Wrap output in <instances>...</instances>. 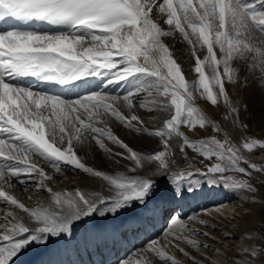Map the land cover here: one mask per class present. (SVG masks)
Returning a JSON list of instances; mask_svg holds the SVG:
<instances>
[{"label":"snow or ice","instance_id":"obj_1","mask_svg":"<svg viewBox=\"0 0 264 264\" xmlns=\"http://www.w3.org/2000/svg\"><path fill=\"white\" fill-rule=\"evenodd\" d=\"M177 34L194 60L198 78L191 82L165 42ZM89 78H97V88L77 91ZM249 79L264 82V0H0V205L12 209L0 214V264H14L34 245L73 235L86 219L115 218L134 207L155 213L158 206L149 202L162 182L173 199L195 194L200 180L258 193L251 181L253 172L264 173V164L242 150L264 149V139L245 136L237 146L226 130L247 128L226 85L246 88ZM25 80L62 91L16 83ZM113 84L125 91L108 93ZM197 97L223 105L225 127L196 106ZM137 110L155 115L145 121ZM113 122L136 136L158 138L157 146L135 150L114 134ZM182 126L210 128L217 135L190 140ZM93 145L111 169L89 166L77 154ZM186 149L202 157L201 163L209 161L204 170L193 168ZM65 168L98 181V190H54L48 182ZM29 182L34 189L25 192H46L48 200L22 202L13 189ZM222 207L215 211L223 215ZM196 224L209 227L197 214H170L163 243L150 239L136 264H152L149 256L179 264L167 248L198 264L180 244L208 251L209 244L192 237H214ZM245 238L252 243L228 249L235 252L232 264H264V234ZM222 239L234 238L224 233Z\"/></svg>","mask_w":264,"mask_h":264},{"label":"bare ground","instance_id":"obj_2","mask_svg":"<svg viewBox=\"0 0 264 264\" xmlns=\"http://www.w3.org/2000/svg\"><path fill=\"white\" fill-rule=\"evenodd\" d=\"M165 42L172 48L173 55L177 58L179 50L176 42L174 40H170L169 42L165 40ZM81 83L84 86L78 87L77 90L80 89L84 92L90 88H97L99 81L97 78H89L86 82ZM124 91V88L116 84L107 88V92L111 94H122ZM195 103L209 119L216 120L221 123L222 127H225V123L221 119L225 111L223 106H221L222 109L217 106L216 109L220 111V113H218L211 104L204 99L197 97ZM137 111L145 121H147L149 115H155V113L149 114L142 110ZM111 127L114 134L127 142L135 150L149 152L158 144V138L136 136L134 133H130L127 129L115 122L111 124ZM149 127H151V125H149ZM228 128L229 126H227L226 130L229 131ZM181 131H183L188 138L191 136V133L183 127H181ZM110 147L114 146L110 145ZM77 154L82 157L84 162L89 166H94L99 170L112 168L111 162L107 160L103 153L98 152L94 145L92 148L84 147L82 149H77ZM247 156L248 159L254 162L264 164V153L260 151L248 153ZM46 171L49 173L52 172L51 169L47 168ZM63 171V176L55 175L54 180L48 182L49 186L53 187L54 190H72L76 187H80L86 191L98 190V181L85 178L83 174L73 173L69 168H65ZM14 183L16 182L14 181ZM25 188L34 189V184L29 182L26 185H19L17 183L13 191L26 205L35 206L37 201L48 200V194L46 192H36L34 190L25 192ZM216 190L219 192L221 187H212L209 192H215ZM195 194L188 195L184 199H173L172 195L154 197L153 200L149 202V207L158 206L159 210L155 213L134 207L128 211L122 212L121 215L115 218L105 219L96 216L93 219H86L84 223H77L73 235L63 238H54L45 246L34 245L16 257L14 264H114L118 259H127L131 261V264H136L137 260L140 259V251L146 247L149 242H145V239L161 238L162 240V233L167 228V222L164 219L167 211L171 207L174 209L175 204H177L173 211L174 215H179L182 218L185 217L184 215L190 207L189 198L193 200L196 197ZM28 196H31L32 199L28 200ZM183 204L185 209H182ZM222 208L227 209L231 207L230 205H226ZM8 210L12 209L0 205V214ZM217 215L218 216H213V221L216 218L218 222H212L208 216H202L200 218L209 222V227L211 229L215 228L219 230V232L221 231V237L219 235L215 237L213 234H210V236L214 237V241L208 239L200 241L197 236L192 237L200 241L201 244H209L210 250L192 249L187 245L180 244V247H184L185 250L190 253V256L195 258L198 264H209V260H216L214 255L217 249H219L220 256L228 255L234 259V253L228 250L234 249L232 243L230 239H222V234L228 233L230 236H233L234 234L229 232L226 228H233L237 225L238 220L236 218L232 220H223V218L220 217V213H217ZM192 226L196 227L200 232H204L202 226L198 224ZM185 235H187V233H185ZM110 236H112V238H110ZM221 244L224 245L223 248L220 247ZM166 251L174 256L179 264H193L192 259L183 256L176 249L167 248ZM203 257H208V259H203ZM147 259H150L152 264H161L159 259L154 256H149ZM141 264H147V260H142Z\"/></svg>","mask_w":264,"mask_h":264},{"label":"rangeland","instance_id":"obj_3","mask_svg":"<svg viewBox=\"0 0 264 264\" xmlns=\"http://www.w3.org/2000/svg\"><path fill=\"white\" fill-rule=\"evenodd\" d=\"M166 40L168 42L170 40H174L176 42V45L179 50V54L176 59L177 62L181 65L184 74L186 76V79L190 82L196 80L198 77L197 74H195L193 71L194 60L190 55V49L187 46V44L184 43L182 40H180L178 34L176 37L166 38ZM202 55L203 53H201V56ZM206 74H208L207 69H206ZM262 84H264V82L259 80L253 82L252 79H249V87L246 88H242L241 85H236V86L230 84L226 85L231 95L233 104L238 105L240 108L241 123L247 125V128L244 130L236 129L234 131L231 129V126L229 125L228 129L230 133V138L231 140L233 139V142L237 146H239L242 137L245 136L256 139H264V87L261 86ZM221 106L223 105L220 104L219 108H221ZM212 107L218 113H220V111L216 109L217 106H212ZM183 128L191 133V136L189 137L190 140L207 139L210 135H217L215 133H212L210 128L200 129L198 126L191 130L185 127ZM218 138L222 139L223 137L218 135ZM186 151L189 157V161L193 165V168L194 169L199 168L201 170H204V165L209 163V161H203V163H201V161L203 160L202 157H199L196 153H193L191 149H186ZM254 151H258V152L260 151L264 153V149L256 148L253 150V152ZM242 152L248 158L247 155L249 152L245 150H242ZM181 164L184 165L185 162L181 160ZM234 175L237 178H245L240 174H234ZM253 177L254 179L251 182L259 188V192L256 194L233 192L231 190L224 188L220 184L210 186L204 183L202 180H200L197 192L195 194L196 197L193 200L189 198L190 207L187 209V213L184 216L186 217L188 215L197 214L199 215V217L208 216L212 220V222H218L216 221L217 220L216 218L213 221L214 218L213 216H218L217 215L218 212L215 211L216 207L217 206L224 207L226 205H230L231 208H227V209L221 208L223 215L220 214V217L223 218V220L224 219L232 220L234 219L233 217H235L238 220L237 225H235L233 228H229V227L226 228L228 229L229 232H232L234 234L233 236H231L234 239H230L233 248L238 249L242 245L252 243L245 238L248 233H252L253 235L264 234V173L253 172ZM197 179L199 180V177H197ZM257 181H259V183ZM215 186L221 187V190L219 192L218 190H216L215 192H209L211 188ZM158 187H159V191L156 197H161L163 195H168V196L171 195L169 192V185L167 183L162 182L159 184ZM248 197H254V199H249ZM176 206L177 204H175L174 209ZM183 208H184V204L182 205V209ZM174 209L173 207H171L167 211V214L164 217L166 222H168L170 214L174 215L173 212ZM205 209L209 211V214H205ZM209 224L210 223L208 222V225ZM203 228H204V232H208L209 235L213 234L215 237L216 235L217 236L219 235L221 237L220 234L221 231L219 232V230L215 228L211 229L210 227H203ZM196 236L200 239V241L206 240V238H204L203 236H199V235ZM259 239L260 236H258L256 243L259 242ZM147 241H149V238L145 239V242ZM231 252L234 253L233 256L235 258V252L234 251ZM176 254L178 255L177 252ZM214 256L216 257L217 264H232L233 259L228 255L220 256L215 254ZM115 263L117 264V262Z\"/></svg>","mask_w":264,"mask_h":264}]
</instances>
